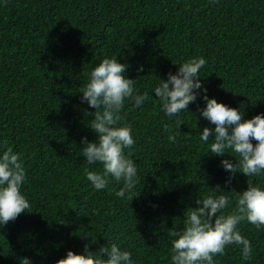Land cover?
I'll use <instances>...</instances> for the list:
<instances>
[{
  "label": "trees",
  "instance_id": "trees-1",
  "mask_svg": "<svg viewBox=\"0 0 264 264\" xmlns=\"http://www.w3.org/2000/svg\"><path fill=\"white\" fill-rule=\"evenodd\" d=\"M105 56L129 64L127 75L150 94L142 109L126 102L122 112L140 173L131 201L94 191L83 174L82 143L96 139L88 126L95 109L78 91ZM195 56L207 59L201 80L209 97L246 118L264 113V0H0V145L21 154L32 205L0 226V264H55L69 249L83 252L87 244L95 252L112 242L139 264H170L166 228H182L186 210L210 188L247 187L239 172L225 184L222 157L198 140L209 126L197 111L203 93L188 106L198 124L186 112L177 141L167 139L177 129L151 85ZM239 227L255 254L247 264H264V231ZM217 264H241L239 249L229 246Z\"/></svg>",
  "mask_w": 264,
  "mask_h": 264
},
{
  "label": "clouds",
  "instance_id": "clouds-1",
  "mask_svg": "<svg viewBox=\"0 0 264 264\" xmlns=\"http://www.w3.org/2000/svg\"><path fill=\"white\" fill-rule=\"evenodd\" d=\"M216 0H209L214 4ZM179 67L167 78H159L151 85V96L159 103L166 118L173 119L175 133L167 139L174 143L183 115L190 112L196 118L203 117L209 126L199 131L198 140L207 145V151L222 157L220 165L229 173L225 184H230L237 172L245 175L247 187L242 191H224L221 185L199 195L197 207H189L183 219V227L166 228L170 244V264H217V258L226 254L229 246L239 249L241 264L253 260V245L242 234L239 225L247 222L258 231H264V182L254 183L252 178L264 177V113L246 118L237 107L218 101L207 95L203 87L201 70L206 66L204 56L190 57L174 63ZM129 64L121 63L117 56H105L86 73L87 80L78 91L80 100L95 109L88 126L96 134L94 141L85 138L80 156L86 162L84 177L94 191H112L121 200L131 201L140 194L137 190L139 168L131 158L136 144L130 124L124 122L122 112L126 102L132 110L142 109L150 99L148 90L138 87V79L127 75ZM144 65L137 66L143 72ZM203 93L204 106L198 107L199 117L189 110V104ZM91 114V113H90ZM190 140V135H185ZM255 141V143H253ZM225 153L235 158L225 157ZM97 166L95 168L89 166ZM27 171L21 154L6 144L0 145V226L14 221L25 211H31V202L23 191ZM112 185L110 188L109 186ZM21 264H31L23 258ZM55 264H139L133 252L112 242L90 251L69 249Z\"/></svg>",
  "mask_w": 264,
  "mask_h": 264
}]
</instances>
